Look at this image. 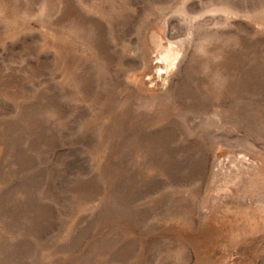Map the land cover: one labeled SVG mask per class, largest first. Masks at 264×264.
<instances>
[{
	"label": "rangeland",
	"instance_id": "1",
	"mask_svg": "<svg viewBox=\"0 0 264 264\" xmlns=\"http://www.w3.org/2000/svg\"><path fill=\"white\" fill-rule=\"evenodd\" d=\"M0 264H264V0H0Z\"/></svg>",
	"mask_w": 264,
	"mask_h": 264
}]
</instances>
